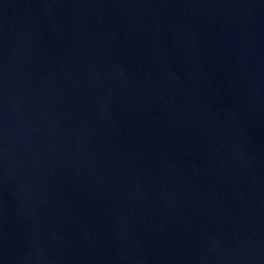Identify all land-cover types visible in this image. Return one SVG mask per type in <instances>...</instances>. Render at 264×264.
<instances>
[{
  "label": "water",
  "instance_id": "95a60500",
  "mask_svg": "<svg viewBox=\"0 0 264 264\" xmlns=\"http://www.w3.org/2000/svg\"><path fill=\"white\" fill-rule=\"evenodd\" d=\"M0 264H264V0H0Z\"/></svg>",
  "mask_w": 264,
  "mask_h": 264
}]
</instances>
